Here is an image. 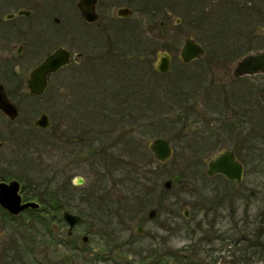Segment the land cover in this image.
Wrapping results in <instances>:
<instances>
[{"label": "rangeland", "instance_id": "rangeland-1", "mask_svg": "<svg viewBox=\"0 0 264 264\" xmlns=\"http://www.w3.org/2000/svg\"><path fill=\"white\" fill-rule=\"evenodd\" d=\"M138 8L112 25L102 40H111L113 48L124 46L126 52H138L140 60L134 72L142 73L146 94L152 89L154 94L152 107L143 102L142 120L159 117V122L145 129L142 152L119 162L123 170L118 175L123 177L113 171L100 173V165V169H91L81 162L73 176L74 181L83 179L76 185L77 198L62 200L57 180L58 144L52 135L32 127L33 119L43 110L55 127L57 96L48 90L29 108L25 104L23 110L19 104L15 121L0 116V141L8 142L0 148V178L21 181L25 198L45 196L64 201L63 208L53 213L50 204L45 209L47 215L62 218L64 209L82 217L68 237L64 221L59 220L49 235L44 224L28 212L10 220L0 209V264H187L190 260L231 264L243 247L239 240L247 234L245 223L250 222L253 228L255 219H264V75L232 76L236 60L264 49V0H144ZM188 37L201 43L205 56L186 64L179 50ZM147 49L148 53L154 51L147 56ZM163 51L171 55L170 69L154 73L148 63L152 68L157 53ZM170 99L173 111L167 105ZM168 117H174L175 122ZM26 135L33 137L31 143H26ZM158 137L169 140L174 150L173 158L164 165L153 161L148 151V143ZM224 148L234 149L244 164L239 185L206 174L208 157ZM114 176L123 178L118 182L122 188L116 191L123 196L119 215L117 205L100 209L103 201L117 203L114 191L101 195L112 186ZM169 179L172 186L165 189L163 183ZM252 190L258 194L252 196ZM152 208L160 215L148 220L145 232L159 238L142 236L127 243L129 235L136 232L138 219H146ZM186 208L190 213L187 219L183 214ZM169 216L171 235L160 226ZM160 236H169L168 241L159 244ZM51 239L56 243L46 248L44 242ZM69 239L76 244L75 251L65 248L63 243ZM152 247L169 255L152 256L146 251ZM251 261L264 264V253L262 259Z\"/></svg>", "mask_w": 264, "mask_h": 264}, {"label": "flooded vegetation", "instance_id": "flooded-vegetation-1", "mask_svg": "<svg viewBox=\"0 0 264 264\" xmlns=\"http://www.w3.org/2000/svg\"><path fill=\"white\" fill-rule=\"evenodd\" d=\"M83 1L87 2L88 8L85 11L91 14L93 17L91 20L86 19L80 8V5L84 7ZM143 1L0 0V93L17 107L18 112L17 116L11 119L0 108V116L5 117L9 122L15 121L20 113L19 104L23 110L25 104L29 108L28 106L32 105L37 99L42 98L48 90H52V94L54 93L57 96L58 109L55 127L53 128L52 122L51 126L47 128L34 125L35 120L42 113L47 114L51 121L50 114L45 110L39 112L33 119L32 127L36 132H45L52 135L54 141L58 144L60 164L57 180L60 183L59 192L62 200L77 198V186L83 183V179L78 177L74 181L73 176L80 169L81 162H87L88 167L91 169L95 166L98 169L101 167L100 173L110 174L113 171L112 174L116 173L118 175V172L123 170L121 163L123 164L126 157H133L142 152L144 144L142 138L145 129L155 127V124L160 120L159 117L150 121L142 120L143 102H147L146 105L152 107L154 105V94L153 89L148 92L149 94H146L143 90L142 73L138 69L137 72H134L139 64L137 61L140 60L138 52H126L124 46L113 48L111 40H102L112 25L129 18L135 9H139L138 6ZM122 13L125 15H122ZM57 48H63L68 52V60L56 71L46 74L45 88L37 94L28 86L31 72L47 55ZM153 51L148 53L147 49V56ZM163 52L157 53L156 62L153 63L152 68L148 63L154 73H160L157 69V62H159L158 55L163 54ZM168 55L170 58L169 70L171 55ZM201 58H204V56ZM145 96L150 97V99H144ZM112 102H118L119 104H113ZM170 103L171 99L167 102V105H169V110L173 111L174 104ZM168 119L173 121L174 117L172 119L168 117ZM227 124L233 126L232 122ZM222 126L223 124H221ZM223 128L225 130V126ZM9 132H12V129ZM25 140L26 143H31L33 137L26 135ZM165 140L170 144L169 140ZM7 143L6 141H0V148ZM150 143L151 141L147 145L148 151L151 159L155 161L149 149ZM170 146L172 147L171 144ZM10 149L12 152L13 149L9 147ZM231 150L236 154L234 149ZM27 155H30V150ZM173 156L174 150L172 157L167 162ZM236 157L238 158L237 154ZM167 162L160 164L164 165ZM98 165L100 166L97 167ZM27 169H31V167H27ZM118 176L123 177L122 175ZM11 179L1 177L0 181L8 182ZM111 179L114 183H111L112 186L108 191L101 195L105 197V195H109L114 191L115 200L113 201L117 203L109 204L108 201H103L100 203V209L103 211L117 205L116 213L119 215V209H122L119 203H122L123 196L116 193V191H118V187L122 188L121 184L118 185V182L122 183L123 178L119 179L114 176ZM19 182L21 184L20 192L23 193V184L21 181ZM250 193L252 196L254 195L253 190ZM21 195L23 202L27 200L38 201L41 205L39 210L46 214L44 215L46 217L47 211L45 209L48 210L47 207H50V204L59 210L63 208L61 203L64 201L58 198L47 200L45 196L25 198L23 194ZM248 202L246 200V203ZM30 210L27 209L23 212ZM65 211L68 210L63 209L62 218L55 214L51 215L53 216L52 219L55 220L53 222L54 226L58 225L59 220L68 225L63 217ZM149 211L146 219H138L136 232L129 235L127 243H135L142 236H147L150 240L159 238L157 234L155 235L152 232L146 234L145 232L148 220H153L160 215L158 209H156L157 214L155 217L150 218ZM70 213L79 215L73 212ZM79 216L81 217V215ZM189 216L190 213H188V218ZM44 219L46 220V218ZM170 219V216L164 218V222L160 224L168 235L173 233ZM72 234L73 229L71 233L67 230L68 237H71ZM168 237L160 236L162 240L159 241V244H165ZM69 241L71 240L69 239ZM84 241H87V239ZM74 246L76 247V244ZM146 251L152 256L169 255L164 251L159 252L158 248L154 247L148 248Z\"/></svg>", "mask_w": 264, "mask_h": 264}, {"label": "water", "instance_id": "water-1", "mask_svg": "<svg viewBox=\"0 0 264 264\" xmlns=\"http://www.w3.org/2000/svg\"><path fill=\"white\" fill-rule=\"evenodd\" d=\"M82 4L84 7L80 5V8L83 11V15H85L88 20L93 19L91 14L85 11L88 8L87 2L83 1ZM122 15L125 14L122 13ZM203 56H205V50L195 38L188 37L183 40L179 50V57L184 63L191 62L192 60ZM68 57V52L63 48H57L55 51L47 55L43 61L32 70L28 82L29 88L37 94L41 93L46 85V74L56 71L60 66L67 62ZM169 59V55L166 52H163V54L159 56L157 69L160 73L168 71ZM256 74L264 75V49L246 53L236 60L232 68V75L236 78L244 75ZM0 108L11 119H14L18 114L17 107L6 100L5 96L3 97L1 93ZM34 125L40 128H47L51 126V121L47 114L42 113L35 120ZM149 149L153 155V159L160 163L167 162L173 154L172 147L163 138L152 140ZM206 174L210 177L219 174L227 180H232L236 184H241L244 176V165L236 157L233 150L223 149L206 160ZM171 186L172 181L170 179L164 181L163 187L165 189H170ZM20 190L21 184L16 179H11L8 182L0 181V207L12 216H18L26 209H39L41 206L36 200H27L23 202ZM156 214V209H151L149 211L150 218L155 217ZM183 214L185 217H188V208L183 211ZM63 217L68 223L69 233H71L75 224L81 220L79 215L71 214L69 211H65ZM86 239L87 236H84V240Z\"/></svg>", "mask_w": 264, "mask_h": 264}, {"label": "trees", "instance_id": "trees-1", "mask_svg": "<svg viewBox=\"0 0 264 264\" xmlns=\"http://www.w3.org/2000/svg\"><path fill=\"white\" fill-rule=\"evenodd\" d=\"M221 177H223V176H221ZM255 192H256V194H258V191L255 190L253 193L254 195H255ZM50 210H51L50 212L53 213V211H56L57 208L54 206H51ZM3 212L5 214L3 217H5V216L9 217L10 220H15V219L19 218V217H14V216L9 215L6 211H3ZM28 213L35 220H40V222H42V224H44V226L46 227V230H47L46 234L53 235V227H54L53 222H55V220L52 219L53 216L47 215V217H46L43 215L41 210H30V211H28ZM44 218H46V220ZM247 218H248V216H247ZM234 223H236V222H234ZM254 224L255 225L253 226V228H251L252 226L250 225V222L245 223V227L248 229V230H246L247 234L244 235V238H241L239 240V242H242L243 247L240 248V255H238L236 257V259H233L231 261V264H235L236 262L237 263L247 262L250 264L252 262L251 258L256 259L257 261L259 259H262L263 253H264V219L263 218L255 219ZM243 231H245V229ZM12 241L16 242V239H14ZM53 243L55 244L56 242H54L52 239L50 241L44 242V244L47 245L46 248H48V245L50 246V244H53ZM57 243H59V242L57 241ZM63 244H64L65 248L72 249L73 251H75L77 249L72 244V241H69V240L64 241ZM17 247H18L17 245L13 244V248H17ZM15 251H18V248ZM187 264H198V262L190 260V261H187Z\"/></svg>", "mask_w": 264, "mask_h": 264}]
</instances>
